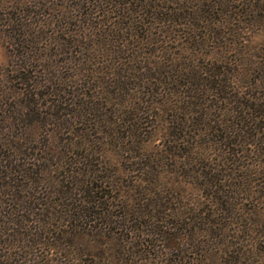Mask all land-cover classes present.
<instances>
[{"label":"rangeland","instance_id":"obj_1","mask_svg":"<svg viewBox=\"0 0 264 264\" xmlns=\"http://www.w3.org/2000/svg\"><path fill=\"white\" fill-rule=\"evenodd\" d=\"M30 1L22 8L23 0H0V94L8 49H17L9 48L1 18L22 9L48 11L53 42L43 39L37 60L54 64L48 104L54 99L62 109L53 117L58 124H28L17 135L56 149L84 138L88 125L89 141L100 139L110 180L121 190L130 185L128 197L138 195L130 169L141 164L129 159L137 155L133 144L162 162L164 187L156 190L168 196L170 209L189 216L208 199V188L223 193L219 203L226 202L216 215L217 236L219 230L206 235L200 225L189 235L182 223L167 226L154 218L150 228L140 226L117 207L115 221L103 229L99 214L88 221L89 215L74 238L60 243L63 254L53 249L59 262L75 252L94 264H264V120H257L256 129L249 124L250 113L259 112L250 110V99L264 104V0H98L102 7L95 0ZM88 1L97 8H88ZM61 51L85 61L68 65L60 61ZM79 95L92 101L99 117L91 108L80 121L70 118ZM55 109L46 105L44 112ZM237 110L240 135L233 127ZM66 119L73 124L69 132ZM56 177L50 175L52 188ZM139 202H130L133 210H140ZM92 220L91 227L85 224Z\"/></svg>","mask_w":264,"mask_h":264},{"label":"trees","instance_id":"obj_2","mask_svg":"<svg viewBox=\"0 0 264 264\" xmlns=\"http://www.w3.org/2000/svg\"><path fill=\"white\" fill-rule=\"evenodd\" d=\"M95 2L102 7V2ZM31 4L30 0H23L20 7L29 8ZM86 4L88 8H97L91 1ZM48 15V11L34 13L22 9L1 18V24L6 27L5 32L10 40L9 48L16 44L17 49H8L10 57L6 73L4 72L5 93L0 94V264H94V259L80 258L82 256L79 252L65 253L68 254L65 257L68 261L59 262V258L52 251L54 249L63 254L64 252L58 251L62 248L60 243L74 238L77 229L82 227L79 222L89 215L88 221L99 214L100 220H104V224L101 222V229L112 224L115 221L111 218L114 217L113 207L123 208L125 220L141 221L140 226L147 224L150 228L148 223H153L151 218H154L161 219L167 226L182 223L189 230H184L189 235H194L197 225L204 228L206 235H215V231L219 230L217 212L226 205L224 201L219 203L223 193L205 189L208 199L194 205L189 216L177 211L178 208L170 209L168 196L162 198L156 190L164 187L161 185L164 167L162 162L157 160V155L152 158L142 154L136 145L131 144L133 149L130 151L137 152V155H131L133 157L129 159L141 163L136 169H130L136 173L132 190L138 193L136 197L131 198L126 195L129 184L121 190L117 184L116 188L112 179L110 180L108 168L102 164L100 139L89 141L92 136L88 134V125L84 138L81 135L76 141L66 142L56 149H44L39 145L26 143L22 135H17V129L28 124H39L48 128L54 121L55 125L59 122L53 117L60 113L62 108L54 104V99L48 104L52 99L50 97L54 96L56 84L52 77L56 72L49 71L54 64L47 63L43 58L42 61L37 60L40 51L38 45L43 39L53 42L52 33L49 32L54 27ZM99 30L103 34L111 33L104 29ZM63 33L64 39H67V33ZM61 54L60 61L68 65L83 63L84 59L72 51H61ZM10 91L14 94L8 95ZM254 100L250 99V110L257 107L259 112L250 113L251 126H255L258 119L264 120V104L256 98ZM46 105L50 110L57 108L54 110L55 114L44 112ZM70 106L72 104L69 103L68 109ZM73 106L72 111L76 113L71 112L70 118L80 121L93 105L85 95H79L73 101ZM92 109V114L99 117V110ZM236 114L233 127L240 135L243 131L242 112L237 110ZM66 121V132H69L73 124L68 119ZM123 131L127 133L128 128ZM53 173L57 175L56 188H52L51 181L48 184ZM106 188L109 190L106 191ZM122 195L123 200L120 199ZM110 201H113L112 204ZM138 201L140 210H133L134 203L130 202ZM94 221L96 220L85 224L91 227ZM168 229L170 228L161 233H168ZM219 233H222L221 230L216 236ZM171 234L172 232L167 236ZM210 244L208 245L213 246Z\"/></svg>","mask_w":264,"mask_h":264}]
</instances>
